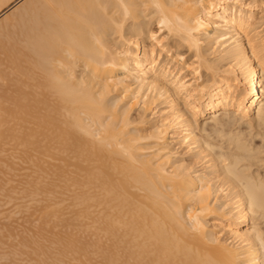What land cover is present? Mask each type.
Segmentation results:
<instances>
[{
  "label": "bare ground",
  "instance_id": "bare-ground-1",
  "mask_svg": "<svg viewBox=\"0 0 264 264\" xmlns=\"http://www.w3.org/2000/svg\"><path fill=\"white\" fill-rule=\"evenodd\" d=\"M263 25L264 0H0L24 264H264ZM72 211L88 249L57 231ZM4 213L14 257L31 231Z\"/></svg>",
  "mask_w": 264,
  "mask_h": 264
},
{
  "label": "rangeland",
  "instance_id": "rangeland-1",
  "mask_svg": "<svg viewBox=\"0 0 264 264\" xmlns=\"http://www.w3.org/2000/svg\"><path fill=\"white\" fill-rule=\"evenodd\" d=\"M263 29H264V25L262 26V28H261L260 30H263ZM263 31H264V30H263ZM263 33H264V32H263ZM260 90H261V88H260ZM5 98H6V97H5ZM5 98H4V99H5ZM0 99H1V98H0ZM6 99H7V98H6ZM3 105L5 106V104H3ZM6 105H7V104H6ZM17 179H18V181H20L21 178H17ZM1 183H2V185L0 186V190H3V189H4V186H5L6 184L4 185V184H3L4 182L0 181V184H1ZM19 183H20V182H19ZM13 184H14V187H15L17 183H16V184H15V183H12V184L10 183V185H12V186H13ZM3 185H4V186H3ZM7 185H8V184H7ZM18 185H19V184H18ZM1 187H2V188H1ZM10 187H11V186H10ZM17 187H18V188H17ZM6 188H9V185H8ZM6 188L4 189V191L6 190ZM16 188H17V190H19L20 186H16ZM17 190H16V191H17ZM1 192H2V191H0V193H1ZM16 193H17V192H16ZM3 194H4V193H3ZM14 194H15V193H14ZM17 194H18V193H17ZM5 195H6V194H5ZM15 196H16L17 200H14V199H13V201H15V203H17L18 201L21 200V199H18L19 196H20V194H19V195H15ZM3 197H5V196L2 195V198H1V196H0V199H1V200L4 199ZM1 200H0V201H1ZM5 200H6V201H5ZM4 201H5V202H4ZM4 201L2 200L1 203L3 202L2 204H5V203H9V204H10V202H11V200H9L10 202H8V200H7L6 198L4 199ZM21 201L23 202V204H19V202H18L19 206H21V205H22V206H26V204L24 203L25 201H23V200H21ZM21 201H20V202H21ZM1 203H0V212H1V210L4 209V212H5V210H6V211H8V213L10 214V212H12V210H13V211H14V215L16 216V218L14 217V219L17 220V217H18V216H19V219H20L19 221L17 220V222H16V220H13V216H10V218L12 217V219H10L9 216H8L7 214H5V213H7V212L4 213V212L2 211V212L6 215V217H5V216H4V217H5L6 219H8L7 221H9V219H10V221L13 220V221H11L10 223L12 224V223L15 222L16 224H17V223L20 224L19 226H21V223H22L23 227H21V228H23V230H22V229H19V226H18V227L15 226L16 229L18 228L19 230H22L24 233H25V232L28 233V231H31V232H29L30 234L28 233V236H27V237H25V238L23 237L24 240L22 239V241H25V240H26V241H25V244H23L24 248H23L22 246H20V244H18V245H19L18 247H21L20 250H18L19 252L22 251V248H23V253H20V255H19V252L17 251V249H15L16 252L13 251V249L16 248V245H17V244H16V241H13V240H17V239H16L15 232H16V231H17V232H20V231H18V230L14 231V229L11 228V229H13L12 231H13V234L15 235V239H14V237L12 238V237L9 236V235H10L9 233H4V232H7L6 228H5V229H3V228L1 229V228H0L1 230H4V231H2V232L0 231V232L2 233V234H0L1 236H2L3 234H5L6 237L9 236V237L6 238V239H4V237H3V238H2L1 236H0V237L2 238V240H7V242L10 243V244H11V242H12V243H13V242L15 243V244L13 245L14 248H11V250H12L13 252H15V253L18 255V257L21 256V257H20V261H21V263H22L23 260H26V259H27L26 261L29 262L30 258H32V257H31V255H30V257L27 258V256L29 255V254L27 253V251H28V249H29V248L27 249V245H28L29 243H33L34 240H38V238L40 237V236H38L39 233H38L37 230H38L39 225L37 224V222H38V221L40 222L41 217H38L37 219H34V218H35V217H34L33 219H34L35 221H33V219L30 218V220H29L30 222H28V220H26V219H27L26 215L28 214V211H25V210H26V207H23V209H25L24 211L27 213L26 215H24L25 218H26V219H25L24 216H23V214H25L24 211H23V212H24L23 214L20 213V214H18V216H17V211H18V210H23V209H19V206H18V210H15V209H16L15 207H17L18 204L16 205V204L14 203V207H13V208H15V209H12V206H13L12 203H13V202L11 203V206H10L9 204H7V205L5 204L6 206L3 205L2 207H1V205H2ZM24 204H25V205H24ZM15 205H16V206H15ZM8 206H9V207H8ZM22 206H21V207H22ZM21 207H20V208H21ZM10 208H11V211L9 210ZM15 212H16V213H15ZM19 212H22V211H19ZM19 212H18V213H19ZM3 213L0 214V219H4V218L2 217V216H3ZM12 214H13V212H12L10 215H12ZM71 214H72V216H71V215H68V216H67V214H65L64 217H63L61 220H57V221L55 222V224H56V226H57V231L61 234L62 237H65L66 235H68V234H70V233H72V232H76V231H78V232H79V244H80L83 248L88 249V248L90 247L91 240H90V238H89V233L85 231V229H86V225L81 226V223H83V220L81 221L80 219H78V216H77V213H76V212L74 213V212L72 211ZM28 215H29V214H28ZM20 216H21V217H20ZM22 216H23V217H22ZM29 217H30V216H28V218H29ZM2 221H3V220H0V224L4 222V221H3V222H2ZM5 221H6V220H5ZM20 221H21V222H20ZM24 222H25V223H24ZM5 223H6V222H5ZM5 223H3L2 225H4ZM10 223L7 222V224H10ZM15 223H14V225H16ZM27 223H28V224L30 223V224H29V226L31 225L30 227L35 226V223H36L37 226H38V227L36 228V231H37V232L35 231V232L33 233V230H31L32 228L29 229L30 227L27 226V225H28ZM85 223H86V222H85ZM7 224H6V226H7ZM11 224H10V225H11ZM2 225H1V227H2ZM6 226H3V227H6ZM11 226H12V225H11ZM11 226H10V227H11ZM25 226H26V227H25ZM7 227H8V226H7ZM10 227H9V229H10ZM12 227H13V226H12ZM24 227H25L26 231H25ZM33 228L35 229V227H33ZM47 228H50V227H47ZM47 228H46L45 231H48V232H46L45 234H42L41 237H45V238H46L47 236L49 237V235H51V233H50V229L48 230ZM7 229H8V228H7ZM9 229H8V230H9ZM28 229H29V230H28ZM5 230H6V231H5ZM12 231H11V232H12ZM31 233H33V234H32L33 236L31 235ZM8 234H9V235H8ZM13 234H12V235H13ZM34 234H35V235H34ZM14 235H13V236H14ZM20 235L22 236L23 234H20ZM24 235L26 236L27 234H24ZM3 236H4V235H3ZM17 236H18V234H17ZM18 237H19V239L21 238L20 236H18ZM18 237H17V238H18ZM9 239H10V240H9ZM41 239H42V238H41ZM8 240L11 241V242H9ZM43 240H44V239H43ZM7 242H6V243H7ZM17 242L20 243L18 240H17ZM3 243H4V242H2V244H3ZM6 243H4V244H6ZM8 243H7V244H8ZM22 243H23V242H22ZM22 243H21V244H22ZM0 244H1V243H0ZM2 244H1L0 246H2ZM7 244H6V245H7ZM31 245H32V244H31ZM31 245H30V246H31ZM10 246H11V245H10ZM10 246H9V247H10ZM2 247H3V248H2ZM2 247H0V250L3 249V250H1V251L3 252V253H1V254H3V255H2L3 257L0 256V257H2V258H1V263H2V260H3V262H5L4 264H11V263H12L11 261H13V259H14V261H13L12 264H14V262L16 263V259H19V258L16 256V254H15V256L13 257L14 254L11 253V252H9V250H10L9 248H6V246H2ZM4 249H5V250L7 249L8 252H5ZM7 250H6V251H7ZM1 251H0V252H1ZM24 252H26V253H24ZM9 253L12 254V258H11V259H10L11 255H10ZM1 254H0V255H1ZM21 254H22V255H21ZM4 255H5L6 257H5ZM22 256H23L24 258H23ZM15 257H16V258H15ZM4 258H5V259H4ZM21 258H23V259H21ZM28 259H29V260H28ZM20 261H19V262H20ZM26 261H25V262H26ZM17 262H18V261H17ZM30 262L32 263L33 261L30 260ZM30 262H29V263H30ZM17 264H19V263H17ZM22 264H24V261H23ZM26 264H27V263H26Z\"/></svg>",
  "mask_w": 264,
  "mask_h": 264
}]
</instances>
